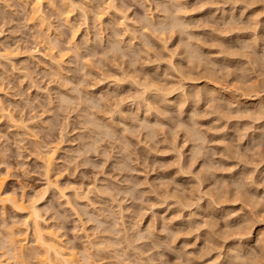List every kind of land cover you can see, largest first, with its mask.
I'll list each match as a JSON object with an SVG mask.
<instances>
[{
    "label": "clouds",
    "instance_id": "obj_1",
    "mask_svg": "<svg viewBox=\"0 0 264 264\" xmlns=\"http://www.w3.org/2000/svg\"><path fill=\"white\" fill-rule=\"evenodd\" d=\"M0 264H264V0H0Z\"/></svg>",
    "mask_w": 264,
    "mask_h": 264
}]
</instances>
